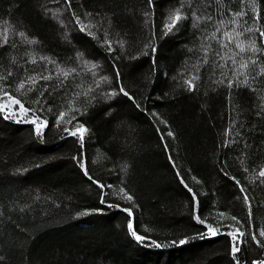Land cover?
I'll return each mask as SVG.
<instances>
[{
	"label": "trees",
	"instance_id": "obj_1",
	"mask_svg": "<svg viewBox=\"0 0 264 264\" xmlns=\"http://www.w3.org/2000/svg\"><path fill=\"white\" fill-rule=\"evenodd\" d=\"M250 26L264 30V0H0V264H237V230L240 264L264 262V37ZM248 41L261 51L240 52ZM78 125L82 143L65 130Z\"/></svg>",
	"mask_w": 264,
	"mask_h": 264
},
{
	"label": "snow or ice",
	"instance_id": "obj_2",
	"mask_svg": "<svg viewBox=\"0 0 264 264\" xmlns=\"http://www.w3.org/2000/svg\"><path fill=\"white\" fill-rule=\"evenodd\" d=\"M219 2V0H218ZM148 3L151 4L152 3V0H148ZM237 15H243V13H240L238 12ZM182 19V15H181V11L180 9H177L175 10L174 12L170 13L169 17H168V23H165L163 25V29H166V31H163L161 32L162 35H167L168 32H171L172 29L176 26V24ZM197 20H199V17H197ZM255 22L258 23L259 20H260V17H259V14H257V16L254 18ZM233 23H235V21H233ZM194 27L196 26V24L194 23L193 25ZM88 29V26L87 25H83L81 27V31L82 32H85L86 30ZM258 31L259 32V35L260 37H264V30H261L260 28H255L253 29V27H248L246 29V31L248 32H252V31ZM217 31H219V29H217ZM21 35H24L23 33H21ZM225 35L229 38V42H231V39H232V35L231 33H225ZM237 36L239 35H242V33H236ZM5 43H7V34L5 33ZM34 42V41H32ZM222 47H226V45H222ZM109 48H111V45H109ZM237 48H239L240 52H244L246 50L248 51H251V52H260L261 49L257 48L256 47V44H255V41H248L247 43H240V44H237ZM152 51L154 52L155 51V48L153 47L152 48ZM148 53L145 52V55H147ZM205 55H207V51H205ZM230 59L233 60V63L235 64L236 61L233 57H230ZM252 64H255L256 61L255 60H251L250 61ZM249 66V61H246V60H241V63H240V68L241 69H247ZM261 75H264V68L261 69V72H260ZM65 75H67V73H65ZM117 75H119V73H117ZM240 75H244L243 72L240 73ZM34 79V78H33ZM44 79H48V77H44ZM222 83V81H221ZM242 83H245L247 84V80H244L242 81ZM233 86V84L230 82L228 84V87L231 88ZM24 85L23 83L20 84V88H23ZM189 87L191 88L192 85H191V82H189ZM119 91L125 95V96H128L129 99H133V97L129 96V93L123 88L121 87L119 89ZM5 96L8 97V100L11 102L12 105H19V111L20 112H23V113H28L30 111V109L28 108H25L24 104L19 100V99H16L10 95H8V93H4ZM8 109V105L7 104H0V111H7ZM64 117V113H61L59 118L58 119H63ZM19 122V121H18ZM26 122H31L33 124L36 125V132L37 134H40L41 133V127L42 126H46V122H40V123H37V121L35 119L31 120V121H26ZM66 131H70V134L71 135H77V133H79V139L81 140V143L83 142V133L87 131V129H85L83 127V125H78L76 126L75 130H71V129H65ZM168 135H172L170 132L168 133ZM86 172V170H85ZM87 174V172H86ZM177 175H179V173H177ZM260 176L261 177H264V171H261L260 172ZM181 183H184L183 179H181ZM101 187H103L101 185ZM185 187H187V185H185ZM190 192L192 191L191 188L188 189ZM241 192L244 191L243 188L240 189ZM195 195V194H194ZM126 199L127 200H132V197L130 195H126ZM245 200L248 199L247 196L244 197ZM101 203H105V201H101ZM109 207H113V205H109ZM124 211H126L128 213V216L131 217L132 216V211L130 209H124ZM87 213H81V215H85ZM249 215H251V209L249 208ZM195 219L197 220L198 223H203V220L201 219V217L199 215H197L195 217ZM207 228H208V232L207 233H201L200 236L202 238H207L208 236H215L218 234V229L216 228H213L212 226L210 225H207ZM127 229L128 231L130 232V235L134 238V240L136 242H145L147 241L148 242V246H155L157 248L159 247H162L160 244L154 242V241H150L148 239V237H145L141 234L138 233V231L134 228V224L131 220H129L127 222ZM229 235L232 237V247H231V252L233 254V259L237 260V264H240L239 260L237 259L236 257V254L238 252H240V247L238 246V243H242L243 241L241 240V238L245 235L243 232H240L239 230H237L236 232H233V233H229ZM259 236L260 237H264V230H261L259 232ZM252 240L256 241L258 246H262L264 247V245H260V241L257 239V236L256 235H253L251 237ZM189 241L186 240V239H180L178 241H173L172 243L175 244V245H184L186 243H188ZM252 264H257L256 261H253ZM260 264H264V262H260Z\"/></svg>",
	"mask_w": 264,
	"mask_h": 264
},
{
	"label": "rangeland",
	"instance_id": "obj_3",
	"mask_svg": "<svg viewBox=\"0 0 264 264\" xmlns=\"http://www.w3.org/2000/svg\"><path fill=\"white\" fill-rule=\"evenodd\" d=\"M56 17V16H55Z\"/></svg>",
	"mask_w": 264,
	"mask_h": 264
}]
</instances>
